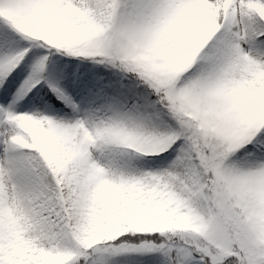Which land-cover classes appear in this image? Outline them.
I'll use <instances>...</instances> for the list:
<instances>
[{
	"label": "snow or ice",
	"instance_id": "1",
	"mask_svg": "<svg viewBox=\"0 0 264 264\" xmlns=\"http://www.w3.org/2000/svg\"><path fill=\"white\" fill-rule=\"evenodd\" d=\"M0 264H264V0H0Z\"/></svg>",
	"mask_w": 264,
	"mask_h": 264
}]
</instances>
